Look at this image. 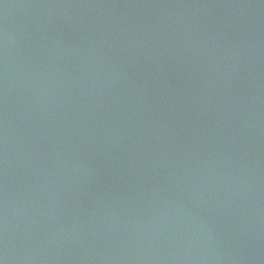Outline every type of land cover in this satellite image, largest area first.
<instances>
[{
    "label": "water",
    "instance_id": "1",
    "mask_svg": "<svg viewBox=\"0 0 264 264\" xmlns=\"http://www.w3.org/2000/svg\"><path fill=\"white\" fill-rule=\"evenodd\" d=\"M0 264H264V0H0Z\"/></svg>",
    "mask_w": 264,
    "mask_h": 264
}]
</instances>
